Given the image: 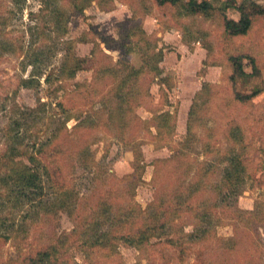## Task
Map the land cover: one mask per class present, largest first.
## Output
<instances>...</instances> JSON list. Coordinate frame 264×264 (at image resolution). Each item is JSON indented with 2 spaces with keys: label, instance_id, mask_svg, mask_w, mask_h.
Instances as JSON below:
<instances>
[{
  "label": "rangeland",
  "instance_id": "1",
  "mask_svg": "<svg viewBox=\"0 0 264 264\" xmlns=\"http://www.w3.org/2000/svg\"><path fill=\"white\" fill-rule=\"evenodd\" d=\"M206 1L214 8L210 17L181 16L178 8L156 0H0V152L9 118L19 109L46 104L42 119L30 125L28 145L34 148H27L28 156L64 115L59 103L74 116L66 136L57 140L64 155L50 147L53 157L40 159L52 175L34 201L38 208L11 207L0 187V201L6 202L0 207V264H26L52 246L63 264H264V15L254 18L245 36L228 40L223 15L237 20L235 7L243 0ZM252 1L264 7V0ZM62 40L73 42L80 67L74 77L60 80ZM33 42L48 48L52 58L40 86L28 89L21 80L30 67L13 49ZM5 43L11 51L3 49ZM158 51L160 75L142 64L154 63L151 55ZM228 54L252 56L259 76L233 86ZM243 64L252 74L249 61ZM131 69L141 75L124 86L129 98L137 97L131 111L121 106L129 120L124 126L111 97ZM46 74L50 82H44ZM204 83L208 92L197 99L188 130V114ZM251 87L261 92L250 102L234 99L235 92L249 94ZM162 112L171 114L172 134L156 127ZM233 151L241 153L246 168L237 198L223 175ZM5 172L0 164V175ZM131 180H139L132 202L146 214L135 216L127 206ZM66 190L68 207L43 211ZM163 204L171 205L167 235L139 247L118 239L121 232L134 235L131 220L144 224L150 209ZM103 206L114 221L100 222L98 229L111 241L94 247V237L87 238L92 224L86 222L97 220ZM78 223L77 236L87 235L85 243L72 236ZM184 234L193 238L182 239Z\"/></svg>",
  "mask_w": 264,
  "mask_h": 264
},
{
  "label": "trees",
  "instance_id": "2",
  "mask_svg": "<svg viewBox=\"0 0 264 264\" xmlns=\"http://www.w3.org/2000/svg\"><path fill=\"white\" fill-rule=\"evenodd\" d=\"M158 6L163 5H169L172 7H176L181 12V16L185 17H194V16H203V17H210L214 11L213 6L210 2L206 0L197 1V0H156ZM226 8L229 6L225 5ZM235 10L238 12V19L233 20L230 18H227L225 15H223V29H224V35L228 40H232L236 37H242L245 36L252 25V22L255 17H259L264 15V7L259 5L257 2H253L252 0H243L240 2L236 7ZM57 20L59 21L60 18L57 17ZM60 26L58 25V28ZM64 33V32H63ZM38 42H33L31 47L24 48V45H21L20 48L13 49L14 51H20L24 59L26 61L25 67H30V73L28 77L22 78L21 85L24 88L28 89H34L40 86V74L41 71H44V67L51 62L52 55L49 54V50L46 47H43V45L38 46L36 48V45ZM60 44H63L65 47H63L61 50L65 53V58L63 60L62 66H60V69L57 74V79H64L67 77H74L77 73V70H79L80 63L78 62L77 58L74 57L72 54L73 49V42L70 40H62ZM5 43L4 50L11 51L10 46H6ZM58 45V44H57ZM51 47H54L53 44ZM52 49V48H51ZM138 51V50H137ZM139 52V51H138ZM153 59H155V62H150L151 59L144 60L143 61V67L144 69H150L152 65L154 68H151V70H155L157 74H161V70H159L158 64L160 61H162V52L158 51L153 53L151 55ZM248 60L252 69V74H248L244 70V64L243 61ZM227 62L229 64V68L231 70V74L229 76V80L233 86L236 85L238 81H242L244 83H247L248 79L252 76H259L258 67L256 65L255 59L252 56H247L243 54H228L227 56ZM129 70V68L127 69ZM102 75V72L100 73ZM124 78L119 81V83L116 85V87L113 89V95L111 98L115 99L117 102V107L115 108L116 115L122 122V125H127L125 121H129L127 119L126 111H124L121 106L127 105L128 111H131V108L133 109L136 104H134V101L137 102V97L129 98V94L126 93V90H124V86L127 81L131 80V78L139 77L141 74L137 71L130 70L126 74H124ZM50 74H46L44 77V82H50ZM207 86H209L207 83H204L202 85V88L199 92H197L196 99H194V103L192 105V109L190 110L188 114V121H187V128L190 130V124L191 118L193 114H195V110L193 109L195 104L197 103V99L202 95L203 92H206L207 94ZM136 92L138 91L135 89ZM261 92V89L258 87H251V92L249 94H241L238 92L234 93V99L240 103H248L253 98L258 96ZM108 100H101L103 104H106ZM112 100V99H111ZM46 104L41 103L40 106L36 108H27L24 110H17L12 117H10V121L4 130L3 138H4V148L0 152V164H4L6 167V172L0 175V187L5 189L6 191V201L8 203H11V207L18 206L23 207L27 203H29L30 208L37 207L35 205V199L36 197L44 190L45 181H50L51 179V169L47 166H44L41 164L40 159L45 160L46 158H52L53 156L50 155L47 149H52V151L55 152V154H63V145L60 143H57V140L60 139L63 135L66 136L68 132L67 128V122L70 121L73 115H71V111L67 108H65L61 103L58 104V106L61 109V112L64 115H61V117H58L56 122L57 126L54 128L51 136L48 138V140L44 143H41L39 145V149L37 150V153H31L29 156L27 155V148H34V146H29V139H28V132L31 123L36 124L39 122L41 118V115L45 112ZM42 113V114H40ZM126 120H125V119ZM172 120L171 114L168 112H162L161 114L157 115L155 122L156 127L159 129L164 128V130L167 129L168 134H172L174 131V123L170 124V121ZM158 122V124H157ZM85 123V122H84ZM79 125V124H78ZM83 127V126H82ZM232 130H238L237 128H234ZM189 135H192L189 131ZM231 137L236 140L237 138H240V135L234 134ZM170 136V135H169ZM63 140V139H62ZM27 141V142H26ZM83 149L82 151H84ZM40 154V158L37 156ZM70 156V155H69ZM19 160V161H17ZM27 162V163H26ZM226 166L223 170L224 175V181H232V184L229 185L231 193H233L235 198L239 197L240 195V189L238 190L243 184V178H245V172L246 168L243 164V159L241 156V153L239 151H233L231 154L227 156L226 159ZM26 164H30V166H27ZM45 177L47 180H45ZM133 176H129L126 178H130ZM45 180V181H44ZM139 181V180H138ZM136 182L134 180H131L132 185L130 186V190L133 189L132 197L131 194L127 196V206L131 209V211L135 212V216H139L142 214H146L145 211L142 213L140 210L141 207L138 203L132 202V198H134V192L136 189V186L139 182ZM49 185V184H48ZM47 187H50L48 186ZM232 186V187H231ZM129 188V187H128ZM127 188V189H128ZM52 189V186H51ZM65 190V189H64ZM71 197V191L66 190L61 195H57V198H55V202H49L46 206L43 207V211L45 212H55L59 209H64L68 207L71 204L72 198ZM3 201V202H2ZM4 200L0 201V207L2 206V203H4ZM68 202V203H67ZM6 203V202H5ZM180 204H178L179 206ZM166 206V207H165ZM153 205L151 208H154ZM171 205H161L154 209H150V213H148V217L144 224H141L139 226H135L134 219L131 220L132 225L136 228L134 230V235L129 236L124 232H121L117 237L119 240H123L124 242H127L133 246L139 247L144 245L145 243L149 242L150 238H161L162 236L167 235V224L169 220V215L171 212H169ZM140 210V211H139ZM177 210V209H175ZM176 212V211H175ZM110 212L108 209L103 206L97 213H96V219L95 221L88 220L86 224H92L91 225V231L89 235H85L82 239H80L79 236H77V233H79V229L82 227L78 223L73 230L72 236H76L75 242L79 243H85L87 242L88 237H94V242L92 246L96 247L99 244H107L111 241V236H109L107 233H100L98 227L101 225L100 222L114 221L113 218L110 216ZM130 214H132L130 212ZM128 215V214H124ZM133 215V214H132ZM116 218V217H115ZM103 220V221H102ZM128 220H126L127 222ZM121 224H126L124 222H120ZM94 225V226H93ZM169 225V224H168ZM93 226V228H92ZM124 226H122L123 228ZM199 235V233H198ZM197 235V236H198ZM87 236V238H85ZM193 234H184L181 236L182 239L189 240L192 237ZM196 236V237H197ZM67 241V239L65 240ZM170 241V240H169ZM92 243V242H91ZM90 243V245H91ZM59 255V256H58ZM63 256L60 252H58L56 247H50L47 248L45 251L41 252L38 257L31 258L28 260L26 264H63V260L61 258ZM59 257L61 260H59ZM31 260H33L34 263H31Z\"/></svg>",
  "mask_w": 264,
  "mask_h": 264
}]
</instances>
